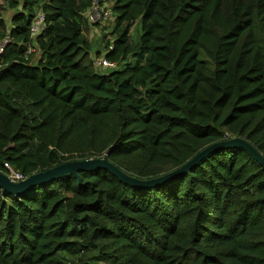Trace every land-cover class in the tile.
<instances>
[{
	"label": "trees",
	"instance_id": "1",
	"mask_svg": "<svg viewBox=\"0 0 264 264\" xmlns=\"http://www.w3.org/2000/svg\"><path fill=\"white\" fill-rule=\"evenodd\" d=\"M94 1L0 0L1 172L105 157L145 180L230 137L264 156V0H96L106 72ZM0 264H264V166L227 147L151 188L98 168L0 189Z\"/></svg>",
	"mask_w": 264,
	"mask_h": 264
},
{
	"label": "water",
	"instance_id": "2",
	"mask_svg": "<svg viewBox=\"0 0 264 264\" xmlns=\"http://www.w3.org/2000/svg\"><path fill=\"white\" fill-rule=\"evenodd\" d=\"M227 147H241L243 148L254 160L264 166V156L256 151L252 145L247 141L239 137H230L224 140H220L209 144L207 147L200 150L192 158L186 161L183 165L159 176L150 179H138L124 173L117 168L114 164L109 162L105 157H95L87 159H77L62 162L60 164L51 166L45 170L32 173L31 175L18 180L13 181L6 173L0 171V189L7 191L11 194H23L27 192L31 187L49 181L55 177L62 176L64 174H77L78 171L105 169L115 175L122 182L137 188H151L162 183H165L187 171L193 166L197 165L202 159L208 156V154L218 148Z\"/></svg>",
	"mask_w": 264,
	"mask_h": 264
},
{
	"label": "built area",
	"instance_id": "3",
	"mask_svg": "<svg viewBox=\"0 0 264 264\" xmlns=\"http://www.w3.org/2000/svg\"><path fill=\"white\" fill-rule=\"evenodd\" d=\"M85 18L90 24L99 23L106 19L114 18L110 6L108 3L99 4L96 0L93 2L91 7L86 10ZM45 28L44 14L41 11H38L33 18V21L30 26V35L35 37L40 34ZM8 41V38L0 40V55L4 52L5 44ZM115 63L109 61L104 56L102 58L93 59V66L100 67L102 69H111L115 67ZM6 168L9 170V174H7L13 181H18L25 176L21 173L14 171L8 164H5Z\"/></svg>",
	"mask_w": 264,
	"mask_h": 264
},
{
	"label": "rangeland",
	"instance_id": "4",
	"mask_svg": "<svg viewBox=\"0 0 264 264\" xmlns=\"http://www.w3.org/2000/svg\"><path fill=\"white\" fill-rule=\"evenodd\" d=\"M110 6V4L108 3ZM14 12V10H11L9 8H2L1 14L6 19V21H9V18L11 14ZM114 18L111 17L110 19H106L99 23L90 24L87 23L84 29V34L88 38L91 44V50H90V58L91 59H98L102 58L104 56V53H101L99 56L96 57L95 51L102 49L104 41L106 39H111L113 37L112 32V26H113ZM138 29L137 25L133 26L131 29V37L133 40H135L138 36ZM103 50V49H102ZM94 68L98 72H106L107 70L102 69L100 67L94 66Z\"/></svg>",
	"mask_w": 264,
	"mask_h": 264
}]
</instances>
